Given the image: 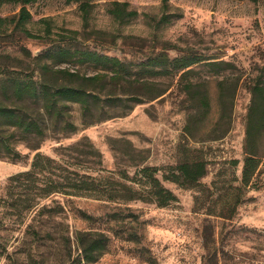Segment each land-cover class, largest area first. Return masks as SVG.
I'll return each instance as SVG.
<instances>
[{"label":"rangeland","instance_id":"1","mask_svg":"<svg viewBox=\"0 0 264 264\" xmlns=\"http://www.w3.org/2000/svg\"><path fill=\"white\" fill-rule=\"evenodd\" d=\"M21 1L0 5V16H17ZM113 3L126 4L127 11L137 16L117 20L110 13ZM27 9L34 22L50 20L54 34L44 39L26 38L20 31L0 34V78L3 71L23 79L36 77L34 58L45 57L53 46L67 44L127 63H140L161 52L170 58L197 54L202 59L233 63L237 70L228 76L234 81L241 73L242 80L235 92L231 128L222 139L215 140L219 132L214 128L220 115L217 81L223 78L199 69L195 79L205 83L212 105L209 117L193 124L190 134L187 126L193 110L178 86L179 77H175L157 81L159 88L168 87L162 97L137 105L127 116L88 128L81 127L74 107L78 133L59 142L49 139L38 151L59 159L57 148L88 137L103 156L101 174L119 180L118 172L126 165L120 150L129 142L145 153V165L159 170L156 177L176 197L167 207L75 198L52 221L46 214L37 215L40 207L50 204L47 200H41L35 211L20 214L22 208L17 203L14 208L9 206L20 193L10 179L28 171L37 152L21 144L17 147L21 162L0 156V264H78L77 231H97L108 237L107 251L96 264H264V164L258 188L242 192L245 202L232 219L208 214L212 202L226 197L231 183L238 185L232 182L233 177L241 176L251 100L246 85L264 65V0H38ZM29 28L37 33L43 27ZM62 68L82 76L99 72L91 64H65ZM188 154L207 161L208 174L201 183L209 192L200 194L199 189L188 190L163 180ZM129 176H135V169ZM214 181L219 189L212 187ZM219 203L216 213L220 212ZM35 229L39 234H34ZM65 232L72 236L73 245L70 257L62 259L51 247L57 242L48 233L56 239Z\"/></svg>","mask_w":264,"mask_h":264},{"label":"trees","instance_id":"2","mask_svg":"<svg viewBox=\"0 0 264 264\" xmlns=\"http://www.w3.org/2000/svg\"><path fill=\"white\" fill-rule=\"evenodd\" d=\"M7 1L14 0H0V5ZM37 1L22 0L17 16H0V34H8L11 30L12 33L20 31L30 39L51 38L54 34L51 21L41 19L34 22L27 9L28 5ZM112 6L110 13L117 20L123 21L126 17L137 16L136 12L127 11L126 4L113 3ZM30 26L43 28L33 33ZM62 42L67 40L63 39ZM34 61L38 74L36 77L23 79L8 71L1 73L0 156L21 162L22 156L17 150L21 144L31 152H37L30 169L10 179L11 185L19 189L20 193L17 195V201L9 206L14 208L17 203V206L22 208L18 212L22 214L24 211H35L41 200L50 201V204L40 207L37 213L38 216L46 214L49 221L60 217L75 198L123 204L141 201L154 203L159 207H167L177 200L156 177L159 170L145 165L148 158L145 153L134 148L129 142L120 150V156L126 159V165L118 172L119 180L112 175L101 174L103 156L88 137L72 145L57 148L59 159L38 152L49 139L59 142L78 133L74 107H77L81 127L88 128L127 116L137 105L162 97L168 87L159 88L157 81L179 77L178 86L185 96V102L193 110L187 126L190 134L191 126L204 122L211 112L210 93L205 88V83L195 79L199 69L207 70L214 78H223L217 81V104L220 106L219 119L214 128V132H219L215 139L217 140L224 138L231 128L235 92L242 80L241 73L234 81L228 76L229 72L237 70L233 63L216 59L206 60L197 54L170 58L161 52L140 63H127L97 52L73 49L66 44L53 46L46 52L45 57H36ZM65 64H91L99 68V72L93 76H82L78 71L62 68ZM126 88L132 91H126ZM246 88L251 100L246 116L241 176L236 178L232 173V182L238 185L231 183L226 197L222 195L212 202L208 211L209 215L228 220L235 216L238 208L245 202L242 192L257 189L259 177L263 173L264 65L257 69L256 76L250 78ZM234 165L237 166L238 162L235 161ZM131 169H135L133 178L129 176ZM207 174V161L201 156L192 157L188 154L175 169L163 175V180L184 189H199L201 194L210 191V188L201 183ZM216 184V181L212 182V187L219 189ZM56 197H61L64 201H59ZM218 203L220 212L216 213ZM34 232L39 234L36 229ZM48 236L51 240H56L57 243L51 247L62 254V259L64 256L69 258L73 245L70 233H62L56 239L52 233H48ZM74 240L80 251L78 264H96L106 253L109 244L108 237L97 231H77Z\"/></svg>","mask_w":264,"mask_h":264}]
</instances>
